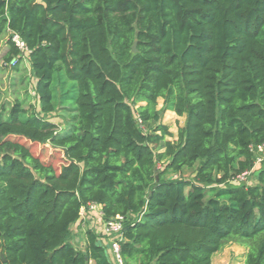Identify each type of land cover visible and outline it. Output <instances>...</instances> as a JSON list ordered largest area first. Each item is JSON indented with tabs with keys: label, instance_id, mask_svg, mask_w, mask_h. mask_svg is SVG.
I'll return each instance as SVG.
<instances>
[{
	"label": "trees",
	"instance_id": "trees-1",
	"mask_svg": "<svg viewBox=\"0 0 264 264\" xmlns=\"http://www.w3.org/2000/svg\"><path fill=\"white\" fill-rule=\"evenodd\" d=\"M4 35L38 107L0 110V264H115L95 230L72 242L92 204L123 217V264H213L230 242L264 264V0H0Z\"/></svg>",
	"mask_w": 264,
	"mask_h": 264
},
{
	"label": "rangeland",
	"instance_id": "rangeland-1",
	"mask_svg": "<svg viewBox=\"0 0 264 264\" xmlns=\"http://www.w3.org/2000/svg\"><path fill=\"white\" fill-rule=\"evenodd\" d=\"M7 37L8 35L0 37V110L1 106L5 105L8 112L10 107L17 99L24 101L25 107H29L30 105H36L38 107V99L34 90L36 79L31 70L28 55L24 54V60L19 65V70H15L12 67L5 66L3 63L2 55L6 49L5 44ZM162 105L163 101L162 99H160L158 108H161ZM48 116L61 124L62 120L56 114H50ZM162 119L165 124L169 125L173 138H176L179 126L184 123L185 117L178 116L173 111H165ZM32 150L34 153L40 155L43 160L52 163L58 169L66 163L61 150L55 149L49 144H33ZM257 153L258 157L255 162V168L260 167V165L264 161V152L257 151ZM258 159H260V162H258ZM187 174L188 172L186 173V175ZM246 182H252V178H248V181ZM96 206L92 208L95 209ZM83 214L85 215V210H82V215ZM100 215L102 216V214ZM95 218L98 220L97 216ZM97 220L96 223H93L91 225V229L95 230L97 233H102L100 224L101 221L103 222V220ZM82 223L83 222L81 221L79 225L75 227V229L73 228L72 242L77 248L85 247L86 231L90 229L87 226H83ZM101 239L102 242L109 247L108 241L106 240L108 239V237H106L105 235L104 228ZM244 251L245 249L241 245L230 242L225 245L222 251H220L213 257V264H243L242 256Z\"/></svg>",
	"mask_w": 264,
	"mask_h": 264
},
{
	"label": "built area",
	"instance_id": "built-area-1",
	"mask_svg": "<svg viewBox=\"0 0 264 264\" xmlns=\"http://www.w3.org/2000/svg\"><path fill=\"white\" fill-rule=\"evenodd\" d=\"M12 40L15 42L18 48H20L22 51H25V44L19 34H12ZM257 150L259 152H264V144L257 146ZM258 162H260V159H258ZM252 170L253 169L239 174L235 178V181H247ZM94 206L96 205H90L91 208ZM82 210H85V208H83ZM122 222L123 217L118 215L115 219L105 222L103 226L105 235L106 237H108V239L106 240L108 241L109 245V253L115 264H123V259L120 253V241L122 240Z\"/></svg>",
	"mask_w": 264,
	"mask_h": 264
},
{
	"label": "crops",
	"instance_id": "crops-1",
	"mask_svg": "<svg viewBox=\"0 0 264 264\" xmlns=\"http://www.w3.org/2000/svg\"><path fill=\"white\" fill-rule=\"evenodd\" d=\"M101 214V210H100V206L99 205H97L96 206V208L94 209V208H87V209H85V215L83 214L82 216H81V220L77 223V224H75L74 226H73V228L75 229V227H77V225H79V223L82 221L83 223V226H87L88 228H90L91 229V225L93 224V223H96V216H97V218H98V220L100 221L101 219H102V216L100 215ZM95 216V217H94ZM97 220V221H98ZM103 223L104 222H102L101 221V224H100V227H101V230H102V233H103ZM72 228V229H73ZM93 230V229H92ZM86 231V230H85ZM102 233H99V234H101L102 235Z\"/></svg>",
	"mask_w": 264,
	"mask_h": 264
},
{
	"label": "water",
	"instance_id": "water-1",
	"mask_svg": "<svg viewBox=\"0 0 264 264\" xmlns=\"http://www.w3.org/2000/svg\"><path fill=\"white\" fill-rule=\"evenodd\" d=\"M133 51L136 52L137 51V47H136V41L133 45ZM157 179H158V176H157ZM1 256L3 257V254L1 253Z\"/></svg>",
	"mask_w": 264,
	"mask_h": 264
}]
</instances>
